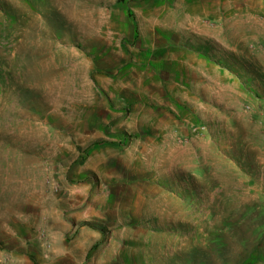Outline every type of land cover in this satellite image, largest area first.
Segmentation results:
<instances>
[{"label": "rangeland", "instance_id": "obj_1", "mask_svg": "<svg viewBox=\"0 0 264 264\" xmlns=\"http://www.w3.org/2000/svg\"><path fill=\"white\" fill-rule=\"evenodd\" d=\"M0 264H264V0H0Z\"/></svg>", "mask_w": 264, "mask_h": 264}]
</instances>
